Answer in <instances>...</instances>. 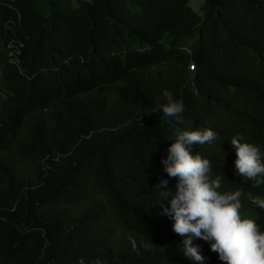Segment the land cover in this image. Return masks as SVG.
Wrapping results in <instances>:
<instances>
[{
    "label": "trees",
    "instance_id": "trees-1",
    "mask_svg": "<svg viewBox=\"0 0 264 264\" xmlns=\"http://www.w3.org/2000/svg\"><path fill=\"white\" fill-rule=\"evenodd\" d=\"M192 1L0 0V264H191L160 215L168 139L215 131L192 151L229 189L230 140L264 153V0Z\"/></svg>",
    "mask_w": 264,
    "mask_h": 264
},
{
    "label": "clouds",
    "instance_id": "clouds-1",
    "mask_svg": "<svg viewBox=\"0 0 264 264\" xmlns=\"http://www.w3.org/2000/svg\"><path fill=\"white\" fill-rule=\"evenodd\" d=\"M192 67V66H190ZM189 67V69H190ZM195 69V68H194ZM193 72L194 70H191ZM166 103L161 112L176 125H182L185 104L172 91L163 90ZM217 139L215 131L175 129L173 141L162 158L163 172L156 188L162 216L172 221V231L182 237L179 250L191 264H206L199 245L206 242L207 250L217 257L218 264H264V153L254 144L244 142L237 134L230 140L236 160L227 172L236 180V188L229 189L222 182L225 175L214 174L209 159L193 154V145L211 144ZM175 178L174 187L170 180Z\"/></svg>",
    "mask_w": 264,
    "mask_h": 264
},
{
    "label": "built area",
    "instance_id": "built-area-1",
    "mask_svg": "<svg viewBox=\"0 0 264 264\" xmlns=\"http://www.w3.org/2000/svg\"><path fill=\"white\" fill-rule=\"evenodd\" d=\"M23 48V43H20L18 41V39H16L15 41H13L10 45V50L11 52H9V56H10V60L11 63L14 65H19V56H20V52L21 49ZM194 66L190 67L191 70H194Z\"/></svg>",
    "mask_w": 264,
    "mask_h": 264
},
{
    "label": "rangeland",
    "instance_id": "rangeland-1",
    "mask_svg": "<svg viewBox=\"0 0 264 264\" xmlns=\"http://www.w3.org/2000/svg\"><path fill=\"white\" fill-rule=\"evenodd\" d=\"M85 1H90V0H85ZM192 7L198 12L200 11L201 6L203 5V0H193L192 1ZM156 74V72L154 73V75ZM107 98L109 101H114L116 99V92H112L110 94L107 95ZM126 231L122 228H119V231L116 233V237L115 239H120L122 238V236H125Z\"/></svg>",
    "mask_w": 264,
    "mask_h": 264
}]
</instances>
